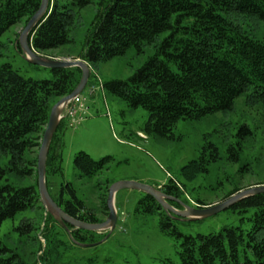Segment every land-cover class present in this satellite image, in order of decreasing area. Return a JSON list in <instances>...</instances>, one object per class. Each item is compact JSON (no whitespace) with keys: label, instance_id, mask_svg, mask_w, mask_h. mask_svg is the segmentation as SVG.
<instances>
[{"label":"trees","instance_id":"1","mask_svg":"<svg viewBox=\"0 0 264 264\" xmlns=\"http://www.w3.org/2000/svg\"><path fill=\"white\" fill-rule=\"evenodd\" d=\"M91 2L53 0L50 13L29 36L34 50L44 52L70 43L68 34L74 25L75 9ZM39 4L40 0H0V36L12 25L22 21L26 24ZM236 16H252L264 22V0H107L91 22L79 57L89 64L106 61L131 47L140 50L142 44L172 30L128 79L101 83V88L129 106L147 111L146 133L170 136L178 120L228 110L246 92L253 98L264 95V39L249 36ZM49 70L52 78L34 80L24 78L9 63L0 65V155L9 156L6 166H0V224L40 201L36 186H14L6 174H32L25 163V152L40 145L52 99L69 94L81 77L77 66ZM250 132L245 124L238 129V134ZM58 155L48 150L46 166L59 162ZM110 159H94L80 151L74 157V166L80 176H92ZM208 162L199 155L183 165L180 174L191 181L208 171ZM56 170L60 167L53 168ZM162 191L177 198L179 187L170 183ZM71 196V200L57 203L67 214L87 222L101 221L85 209L73 190ZM169 203L180 206L172 200ZM138 205L158 214L162 231L182 237L178 264H264V192L241 198L229 207L239 212L252 210L246 230L224 227L216 233L196 236L179 232L175 219L149 194L143 193ZM107 233L76 228L71 231V239L95 244ZM5 251L0 244V264H21L14 262L13 256H4Z\"/></svg>","mask_w":264,"mask_h":264},{"label":"rangeland","instance_id":"2","mask_svg":"<svg viewBox=\"0 0 264 264\" xmlns=\"http://www.w3.org/2000/svg\"><path fill=\"white\" fill-rule=\"evenodd\" d=\"M106 1L92 0L75 9L74 25L68 34L72 41L38 53L54 59H81L91 22ZM236 21L252 38L264 39V22L252 16H236ZM24 26V21L12 25L0 36V65L9 63L24 78H52L49 68L32 64L22 56L17 45ZM171 31H163L153 42L142 44L140 50L131 47L122 55L95 64L84 60L89 66V76L81 92L85 109L63 118L48 148L49 152L54 150L59 154V162L52 161L45 171L48 193L56 203L71 200L73 190L85 209L103 221L108 215L110 186L123 180L160 190L175 183L179 187L177 199L195 207L214 205L241 190L264 184V95L253 98L250 92L243 93L230 109L198 119L178 120L170 136H160L145 132L148 113L144 108H133L101 88L102 82L128 79L157 51ZM66 110L64 107L62 115ZM242 124L251 132L238 134ZM39 147H32L24 154L31 163L25 162L32 168V174L19 177L8 172V182L17 187L34 185L38 189ZM80 151L94 159L103 156L111 159L95 175L80 176L74 166V157ZM199 155L208 159V171L191 181L185 180L180 174L181 167ZM8 159V155H0V166H6ZM57 166L60 170L54 172ZM143 193L132 188L118 189L113 198L118 212L114 229L100 243L87 246L75 243L56 216L45 210L41 200L36 201L32 207L0 224V244L6 248L4 256H13V261L21 264H178L182 237L162 231L158 214L144 211L143 205H138ZM251 212L226 208L205 218L175 219L173 223L179 232L192 236L216 233L224 227L239 226L246 230ZM73 229L70 228V233Z\"/></svg>","mask_w":264,"mask_h":264},{"label":"water","instance_id":"3","mask_svg":"<svg viewBox=\"0 0 264 264\" xmlns=\"http://www.w3.org/2000/svg\"><path fill=\"white\" fill-rule=\"evenodd\" d=\"M51 11L50 0H40L38 9L28 19L22 31L19 34L18 43L21 48L22 56L28 62L47 68H67L77 66L81 69V77L76 87L67 95L60 97L51 107L48 121L44 129L41 144L39 147L38 158H37V174H38V192L40 200L46 211L56 216L58 222L70 233L71 225L73 228L91 230V231H111L114 229L117 222V211L114 206L113 198L115 192L120 188H132L149 194L152 196L158 204L174 219L178 220H195L205 218L216 214L217 212L229 208L236 201L249 195L263 193L264 184L256 185L244 190H241L224 201L206 206H190L185 204L183 201L178 200L169 194H166L159 188L148 186L146 184L138 183L132 180H123L116 182L110 186L109 193L107 196V207L108 215L105 220L100 222H87L79 220L69 214H67L63 208H61L49 195L46 184H45V171H46V159L48 148L52 139V136L57 128L58 123L62 118V111L65 105L77 97L84 89L88 76L89 66L82 59H54L47 58L39 54L29 43V36L33 34L35 28L47 17ZM179 203L183 208L177 209L175 206L169 203V201ZM71 236V235H70ZM77 244L87 246L93 245L94 243H83L74 241ZM101 241L97 242L100 243ZM95 243V244H97Z\"/></svg>","mask_w":264,"mask_h":264},{"label":"built area","instance_id":"4","mask_svg":"<svg viewBox=\"0 0 264 264\" xmlns=\"http://www.w3.org/2000/svg\"><path fill=\"white\" fill-rule=\"evenodd\" d=\"M92 92V89L89 91V93ZM91 94V93H90ZM67 108L66 113L63 116H69L72 117L74 113H76V111L78 110H84L85 109V105L83 104L81 95L78 97H75L73 100H70L66 106Z\"/></svg>","mask_w":264,"mask_h":264},{"label":"bare ground","instance_id":"5","mask_svg":"<svg viewBox=\"0 0 264 264\" xmlns=\"http://www.w3.org/2000/svg\"><path fill=\"white\" fill-rule=\"evenodd\" d=\"M80 95H81V94H80ZM78 96H79V95H78ZM78 96H77V97H78Z\"/></svg>","mask_w":264,"mask_h":264}]
</instances>
